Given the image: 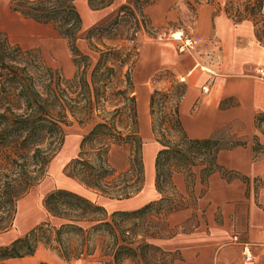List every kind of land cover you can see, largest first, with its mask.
<instances>
[{
	"label": "trees",
	"instance_id": "1",
	"mask_svg": "<svg viewBox=\"0 0 264 264\" xmlns=\"http://www.w3.org/2000/svg\"><path fill=\"white\" fill-rule=\"evenodd\" d=\"M76 1H10L12 11L38 23L52 24L66 39L75 66L72 77L49 65L38 48H25L0 29V232L13 226L18 199L46 175L65 142V127L74 120L89 125V130L82 137L77 155L66 166L69 176L113 199L131 198L146 183L133 77L140 47L131 43H136L143 32L156 30L147 12L155 0H125L116 15L89 28L85 36ZM115 2L88 0L94 10ZM219 7L236 22L251 19L257 38L264 43V0H225ZM81 38L87 41L90 52L79 47ZM161 75L172 81L169 88L155 87L150 95L152 130L160 144L155 158V186L161 196L135 210L109 213L104 205L79 192L54 189L46 194L44 205L61 223L43 221L25 235L0 244V264L32 256L40 244L71 261L93 254L99 238L104 236L107 254L112 256L106 264H123L126 259L154 264L148 253L159 252L163 258L172 254L153 241L174 234L168 228L169 214L197 204L196 179L200 177L206 185L214 172L227 179L240 176L217 158L222 149L245 142L222 130L209 137H191L180 118L186 85L169 70L161 71ZM262 122L264 113L259 112L256 124L261 126ZM114 149L127 153L125 167L112 161ZM177 173L184 175L186 195L177 188ZM150 217L152 221L146 223ZM131 219L145 227L131 229L127 226Z\"/></svg>",
	"mask_w": 264,
	"mask_h": 264
},
{
	"label": "crops",
	"instance_id": "2",
	"mask_svg": "<svg viewBox=\"0 0 264 264\" xmlns=\"http://www.w3.org/2000/svg\"><path fill=\"white\" fill-rule=\"evenodd\" d=\"M219 1L223 6L225 0ZM178 4L183 12L185 9L190 12L188 25L202 41L195 50L180 53L169 42L150 45V51L144 55L141 48L133 72L136 95L137 81L146 80L158 66L170 62L169 71L186 85L180 100V118L187 133L204 138L222 130L245 143L222 149L217 158L221 165L240 176L227 179L214 172L206 185L198 177L194 185L197 204L172 211L167 223L174 234L153 241L172 253L162 259L167 264H264V122L261 126L256 124V115L264 113V75L260 73L264 68V43L257 38L251 19L236 22L223 7L206 0H155L147 8L152 25L156 28L180 18L173 8L179 10ZM204 86L209 91L205 92ZM142 91L147 94L148 105L149 91L147 88ZM149 114L150 97L148 119ZM150 144L148 147L144 143L143 150L150 151L154 164H149L152 171L149 175L145 152L147 180L142 191L126 199L103 196L107 206L116 210L136 208L161 196L156 186L150 187L149 192L146 188L148 183L154 185L151 177L160 148L157 140ZM174 179L180 193L186 195L184 175L177 173ZM234 236L239 240H234ZM245 244L251 247V259L245 256ZM71 261L103 264L95 255ZM123 264L135 262L126 259Z\"/></svg>",
	"mask_w": 264,
	"mask_h": 264
},
{
	"label": "rangeland",
	"instance_id": "3",
	"mask_svg": "<svg viewBox=\"0 0 264 264\" xmlns=\"http://www.w3.org/2000/svg\"><path fill=\"white\" fill-rule=\"evenodd\" d=\"M10 1L11 0H0V29L6 31L13 42L19 43L25 48H38L49 65L59 69L66 77H72L75 72V66L73 64L72 54L66 39L60 36L52 24L38 23L34 20L24 18L21 14L12 11L10 9ZM124 1L125 0H116V2L111 6L94 10L89 6L88 0H77L76 5L83 18L82 35L85 36L87 30L92 26L106 22L116 15L120 4ZM178 7L179 10H177V7L175 6L173 8L178 11L180 18L168 21L164 24H158L153 33L143 32L140 34L139 40H137L136 43L131 44L135 46L136 44L139 45L140 49H143V55L149 50L150 45L157 42L160 44H168V42L172 43V47L178 53L195 50L202 39H199L191 49L181 51V40L176 39L174 36V33L181 29L184 30L185 35L194 36L192 26L188 25V22L191 19L190 12L187 11V9H185L186 12H183L180 4H178ZM188 8H190V10L192 9L191 6ZM166 16L167 13L164 14V17ZM108 43L110 44L111 41ZM78 45L84 52H90L88 43L84 38L78 40ZM169 64L170 62L161 64L146 80H139L136 82L138 86V108L140 104V94H144L147 98V94L142 90L147 88L149 91L148 105L146 104V113L144 116L140 113L139 108L140 131L143 141L148 147L151 145V142L156 140L152 130L150 114L148 119L150 93L155 87L167 89L171 86V78L164 75H161L160 77L158 76V74L163 70H172ZM86 130H89V125L80 124L77 120H74L70 125L65 127V142L61 150L51 161L46 175L26 194L18 199V212L16 214L14 224L7 231L0 232V244H8L15 238L25 235L30 229L43 221L51 220L54 224L59 225L62 220L60 218L52 217L44 205V198L46 194L57 188H67L79 192L99 204L103 203L109 213L116 210L106 205V200L102 198V194L95 190L93 191L91 189H87L83 183L76 178L69 176L66 172L68 162L74 158L79 151V145L83 135L87 132ZM143 151L145 157L146 151ZM111 157L112 161L118 167H125L127 161V153L125 151L121 149H114ZM151 163L154 164V157L152 156H150L149 163L147 165V173L149 175L151 174L150 172H152L151 168H149V164ZM155 174L156 171L154 168V175L151 177V180L154 181V185L148 183V186L146 187L147 192H149L150 187L153 189L155 188ZM177 181H179V178H177ZM140 207L133 208L128 206L121 207L117 210H135ZM149 220L152 221V218H147L146 223H148ZM127 226L131 229L136 228L137 231L145 227L142 222L137 225V221L135 219L127 221ZM104 238L105 236L99 238L94 253L91 255H95L103 264H106L112 256L107 254L108 249L106 248V241H103ZM148 255H150L149 257L154 264H167V262L162 260L163 257L159 252L155 255L148 253ZM140 262L143 264L142 260ZM7 264H72V261H66L55 251L40 244L34 255L10 260Z\"/></svg>",
	"mask_w": 264,
	"mask_h": 264
},
{
	"label": "built area",
	"instance_id": "4",
	"mask_svg": "<svg viewBox=\"0 0 264 264\" xmlns=\"http://www.w3.org/2000/svg\"><path fill=\"white\" fill-rule=\"evenodd\" d=\"M175 36V34H174ZM179 36L180 38H176V39H180L181 40V46H180V50L181 51H185V50H189L192 47H194V44L199 40V36H188L185 35V32L183 29L179 30ZM260 73L262 75H264V68L260 69ZM204 91H209V87L208 86H204L203 87ZM234 240L238 241L239 237L238 236H234ZM244 253L247 259H251L252 258V252H251V247L249 244H245L244 246Z\"/></svg>",
	"mask_w": 264,
	"mask_h": 264
},
{
	"label": "bare ground",
	"instance_id": "5",
	"mask_svg": "<svg viewBox=\"0 0 264 264\" xmlns=\"http://www.w3.org/2000/svg\"><path fill=\"white\" fill-rule=\"evenodd\" d=\"M174 34H175V38H180L179 31H176ZM139 103H140L139 104L140 113L142 114V116H144L145 113H146V104H147V98H146V96L144 94H140ZM143 119H144V117H143ZM149 155H150V151H148L147 152V155H146L147 165H148L149 159H150V156Z\"/></svg>",
	"mask_w": 264,
	"mask_h": 264
}]
</instances>
